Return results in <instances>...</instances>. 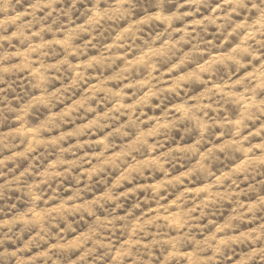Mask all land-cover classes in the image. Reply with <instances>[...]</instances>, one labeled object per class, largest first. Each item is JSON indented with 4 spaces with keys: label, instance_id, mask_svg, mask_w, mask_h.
Wrapping results in <instances>:
<instances>
[{
    "label": "clouds",
    "instance_id": "1",
    "mask_svg": "<svg viewBox=\"0 0 264 264\" xmlns=\"http://www.w3.org/2000/svg\"><path fill=\"white\" fill-rule=\"evenodd\" d=\"M0 264H264V0H0Z\"/></svg>",
    "mask_w": 264,
    "mask_h": 264
}]
</instances>
